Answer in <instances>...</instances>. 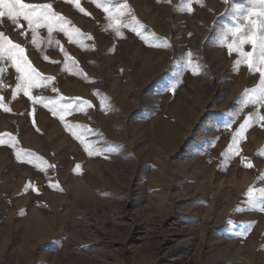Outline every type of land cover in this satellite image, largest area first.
Segmentation results:
<instances>
[{
	"label": "rangeland",
	"instance_id": "374dc122",
	"mask_svg": "<svg viewBox=\"0 0 264 264\" xmlns=\"http://www.w3.org/2000/svg\"><path fill=\"white\" fill-rule=\"evenodd\" d=\"M21 2L56 18L0 17L39 74L0 38V264H264L245 0Z\"/></svg>",
	"mask_w": 264,
	"mask_h": 264
},
{
	"label": "snow or ice",
	"instance_id": "6c2138e0",
	"mask_svg": "<svg viewBox=\"0 0 264 264\" xmlns=\"http://www.w3.org/2000/svg\"><path fill=\"white\" fill-rule=\"evenodd\" d=\"M94 2V0H93ZM226 3L230 2V0H225ZM245 3L249 5L248 8H244L242 5H238L235 9V15L233 19L237 21V27L235 29L229 28L226 32L228 34H235L236 32H240V25L243 20H248L249 17L255 16L257 18H253L248 21V25L245 30L240 33V42L239 44L229 43L227 45L229 52H238L244 62H246L249 68L253 72L259 71L261 73V84L264 85V0H245ZM259 3L261 6V10L259 12H255V4ZM51 9V5H26L21 2V0H0V17H7L13 24L17 22L18 17L23 16V18L28 21L29 26L33 23L37 24L39 27L38 21L40 19H44L46 21H51L55 19V14H50L49 11ZM107 11V9H105ZM49 32L52 31V28L49 27ZM251 33V35H249ZM0 38L3 39L5 43H7V52L8 54L16 60V71H25L26 76L25 80H33L39 74L36 73L35 69L31 68L28 65L27 60L23 57L24 49L21 48L19 44L13 43L10 39H8L4 33L0 32ZM250 44L252 47V51H243L242 45ZM3 44L0 43V51H3ZM17 57L19 59L17 60ZM254 58L258 59L261 64V68H257L254 63ZM241 61H237L240 63ZM2 71V70H0ZM19 88L20 85H17ZM175 85L171 87V90L174 91ZM259 102V101H254ZM6 111L8 109H5ZM63 119V117H61ZM264 119V117H262ZM250 121L246 120L243 125L240 127V132L243 133V130L248 127ZM2 142V141H0ZM251 166V165H249ZM79 167V166H77ZM264 191V190H261ZM261 211H264V207L260 208Z\"/></svg>",
	"mask_w": 264,
	"mask_h": 264
},
{
	"label": "bare ground",
	"instance_id": "6f19581e",
	"mask_svg": "<svg viewBox=\"0 0 264 264\" xmlns=\"http://www.w3.org/2000/svg\"><path fill=\"white\" fill-rule=\"evenodd\" d=\"M30 1V0H29ZM203 4V3H202ZM201 5V4H200ZM59 6H57V8H58ZM61 8V7H60ZM62 9V8H61ZM63 9H64V7H63ZM63 9H62V11H63ZM212 9V8H211ZM213 10H215V9H213ZM64 13V12H63ZM199 14V13H198ZM200 19V18H199ZM20 20V19H19ZM203 20V19H202ZM7 21V20H6ZM16 24H18V23H16ZM24 24V23H23ZM24 26H29L28 24H26V25H24ZM10 27H11V24L9 23L7 26H5V30L7 31V30H9L10 29ZM12 30V29H11ZM15 30H16V28H15ZM10 31V30H9ZM17 31V30H16ZM237 35V34H236ZM236 37V36H235ZM28 38V37H27ZM62 51V50H61ZM33 59H34V62H36L37 63V57L35 56V55H33ZM6 107V106H5ZM4 205V204H3Z\"/></svg>",
	"mask_w": 264,
	"mask_h": 264
}]
</instances>
